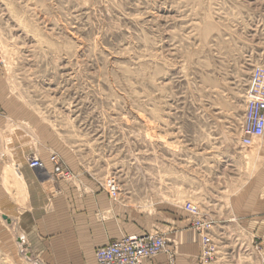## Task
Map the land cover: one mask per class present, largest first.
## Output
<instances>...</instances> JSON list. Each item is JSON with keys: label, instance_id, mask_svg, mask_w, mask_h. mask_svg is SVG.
Wrapping results in <instances>:
<instances>
[{"label": "rangeland", "instance_id": "obj_1", "mask_svg": "<svg viewBox=\"0 0 264 264\" xmlns=\"http://www.w3.org/2000/svg\"><path fill=\"white\" fill-rule=\"evenodd\" d=\"M0 61L1 160L39 143L151 227L194 203L212 264H260L229 200L264 164V137L241 145L264 0H0Z\"/></svg>", "mask_w": 264, "mask_h": 264}, {"label": "crops", "instance_id": "obj_2", "mask_svg": "<svg viewBox=\"0 0 264 264\" xmlns=\"http://www.w3.org/2000/svg\"><path fill=\"white\" fill-rule=\"evenodd\" d=\"M1 140L0 154H6ZM43 147L16 144L14 152L24 161L0 159L1 257L12 264H98V248L153 230L166 235L175 253L173 264H199L200 236L189 216L164 214L151 227V218L147 222L127 204L113 201L103 182L80 174L72 179L52 175ZM39 152L50 175L28 165L27 156ZM229 203L230 215L256 239V254L264 264V164ZM146 264L171 263L167 254H159Z\"/></svg>", "mask_w": 264, "mask_h": 264}, {"label": "built area", "instance_id": "obj_3", "mask_svg": "<svg viewBox=\"0 0 264 264\" xmlns=\"http://www.w3.org/2000/svg\"><path fill=\"white\" fill-rule=\"evenodd\" d=\"M262 137H264V68L259 67L253 71L246 93L241 145L250 147L255 140ZM49 159L56 176L69 178L70 173L59 155L52 154ZM28 165L31 169H44L43 161L35 155L28 159ZM107 191L111 198L118 197L121 189L116 179L108 182ZM183 209L190 216V227L200 236L199 264H212L216 252L213 237L215 222L204 215L200 207L194 203L187 202ZM159 254H167L170 263H174L175 253L170 249L166 236L146 234L122 237L98 248L95 256L98 264H146Z\"/></svg>", "mask_w": 264, "mask_h": 264}, {"label": "bare ground", "instance_id": "obj_4", "mask_svg": "<svg viewBox=\"0 0 264 264\" xmlns=\"http://www.w3.org/2000/svg\"><path fill=\"white\" fill-rule=\"evenodd\" d=\"M20 136V135H19ZM24 136V135H23ZM21 137V136H20ZM25 138V137H24ZM18 139V138H17ZM50 160V159H49ZM51 163V162H50ZM43 164H44V169H41V170H44L45 172H47L48 173V175H50L51 174V172H49L48 170H47V167H46V164L44 163V161H43ZM52 164V163H51ZM53 169H54V167H53ZM52 175H55L54 174V172L52 173ZM64 179H68V178H64Z\"/></svg>", "mask_w": 264, "mask_h": 264}]
</instances>
